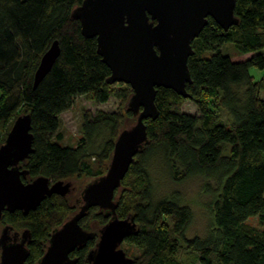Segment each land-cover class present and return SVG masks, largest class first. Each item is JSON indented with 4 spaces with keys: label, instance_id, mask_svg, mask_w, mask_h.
<instances>
[{
    "label": "trees",
    "instance_id": "trees-1",
    "mask_svg": "<svg viewBox=\"0 0 264 264\" xmlns=\"http://www.w3.org/2000/svg\"><path fill=\"white\" fill-rule=\"evenodd\" d=\"M82 1L0 0V128L7 125L4 141L18 110L30 114L33 151L20 163L29 172L23 180L103 175L122 129L120 108L125 106L127 116H134L127 105L130 85L107 82L111 71L97 52L96 38H85L80 22L71 17ZM234 14L238 23L228 30L209 18L192 41V82L186 84L190 97L157 88L158 116L144 121L147 142L115 191L117 216H131L137 227L123 241L140 249L133 264H183L182 253L193 257L190 264H264V73L255 80L250 72L251 67L264 72V0H235ZM53 41L60 54L34 87V72ZM226 44L250 56L233 60L222 50ZM79 95L97 103L113 97L120 106L85 110L77 143L60 145L59 115ZM187 99L197 105V114L182 110ZM219 109L226 111L229 123L221 120ZM153 157L163 161L174 182L196 176L205 180L203 189L213 196V224L205 237L185 235L193 217L188 206L154 198L148 170ZM74 205L52 194L28 214L4 212L1 220L30 230L34 261L50 232L78 208ZM254 216L260 227L246 223ZM89 219L94 221L89 230L94 236L74 252L77 264L86 263L108 220L97 207L80 220L86 230Z\"/></svg>",
    "mask_w": 264,
    "mask_h": 264
},
{
    "label": "water",
    "instance_id": "water-1",
    "mask_svg": "<svg viewBox=\"0 0 264 264\" xmlns=\"http://www.w3.org/2000/svg\"><path fill=\"white\" fill-rule=\"evenodd\" d=\"M235 0H83L71 13L80 22L85 38H96L97 52L110 68L108 83L130 85L128 108L135 123L121 129L115 139L106 172L89 181L80 193L77 211L51 234L49 246L38 264H74L70 254L92 239L94 232L80 225L88 211L97 207L107 222L99 229L95 246L86 255L87 264H133L121 248L124 239L137 230L131 216L116 214L115 191L129 170L135 155L147 142L146 119H156L158 87L174 90L188 98L186 84L191 83L188 58L194 53L192 41L212 18L221 28L238 23ZM60 54L57 41L41 56L34 72L36 87L51 70ZM29 113L13 121L0 144V218L3 211L35 210L45 197L67 196L73 191L69 180L50 181L28 176L24 162L33 151ZM1 264H23L18 246L4 248ZM18 260V261H16Z\"/></svg>",
    "mask_w": 264,
    "mask_h": 264
},
{
    "label": "rangeland",
    "instance_id": "rangeland-1",
    "mask_svg": "<svg viewBox=\"0 0 264 264\" xmlns=\"http://www.w3.org/2000/svg\"><path fill=\"white\" fill-rule=\"evenodd\" d=\"M222 50L228 53L233 60L239 61L244 60L250 54H242L237 53L234 49L232 44H226L222 46ZM251 75H253L254 79L257 80L260 76L263 75V71L258 70L257 68L251 67L250 68ZM119 102L111 97L105 103H97L93 99H90L88 95H79L74 98L72 105L62 113H60V126L56 132L62 135V138L59 140L60 145H75L78 139L81 137V124H82V114L85 110H104V111H111L115 110L119 107ZM182 110L189 114H197L198 107L197 105L187 99L182 104ZM122 119H121V126L122 129H127L131 127L135 121V116L129 117L126 113V108L121 107ZM218 114L222 121H226L229 123L228 115L225 110L219 109L217 110ZM27 112L24 109H20L17 112V117L22 114H26ZM7 125L3 124V127L0 128V144L2 143V137L4 136V131ZM4 128V129H3ZM55 134V135H56ZM56 139V137H54ZM149 175L151 177V181L153 184V196L156 200L160 199H174L177 200L181 205L188 206L193 214L192 221L190 222L185 235L188 238H192L195 236L205 237L212 226V217H211V202L213 200V196L207 194L203 187L205 180L201 176H196L193 178H189L182 182H174L166 169L165 164L163 161L158 157H153L150 159L149 166ZM94 178H89L86 176L82 177H72L69 181L75 183L77 187H84L89 181L93 180ZM50 180V179H49ZM52 181V180H50ZM54 182V181H52ZM68 202L72 203V195H67ZM77 210V209H76ZM75 210V211H76ZM74 211V212H75ZM70 213L69 216H72L73 213ZM93 220L86 221V228L90 230L93 225ZM246 223L252 226H259L258 217H250L246 220ZM97 228L100 227V223H96ZM95 226V227H96ZM1 228V226H0ZM121 248L126 251L127 256L129 257H136L140 249L136 246L129 245L126 242L121 244ZM183 250L182 252H185ZM191 261L193 262V257L188 253H182L180 262L183 264H190Z\"/></svg>",
    "mask_w": 264,
    "mask_h": 264
},
{
    "label": "flooded vegetation",
    "instance_id": "flooded-vegetation-1",
    "mask_svg": "<svg viewBox=\"0 0 264 264\" xmlns=\"http://www.w3.org/2000/svg\"><path fill=\"white\" fill-rule=\"evenodd\" d=\"M23 178L25 179V178H27V176H25ZM31 180H23V181L24 182H28V181H31ZM83 188L84 187H80V188L77 187L75 185V183L73 182V191L69 194V196L72 195V200L75 203V205H74L75 208L76 207L79 208V206L81 204L80 193H81V190ZM62 197H67V196H62ZM78 208H77V210H78ZM4 212H8V211H3V213ZM3 213H2V215H3ZM10 213H12V212H10ZM24 215H26V214H24ZM1 219H2V217L0 218V226H1V228H0V264H1V260H2V253H3L2 250L4 248L10 247V246H18V249L24 250V251H17L19 253V255H20V258L18 260H21L22 257L24 256V258L22 260L23 261L22 262L23 264H38L40 258L44 255L47 247L49 246V240L51 238V234L53 233V231L55 229L59 228L66 220H68V219H66L59 227L54 228L50 232V235H49L47 241L43 244V253H42V255L38 259L35 258L34 261H32V260H30V257H31V254H32L31 249H32V247H34V242H33V239H32L31 233H30V230L27 227H15V225H13L11 223L2 222ZM97 238H98V236H97ZM97 238H96V242H97ZM79 248H81V247H79ZM79 248H76L70 254V257L71 258H75L76 259V262L74 264H77L78 263V257L74 255V252L77 249H79ZM18 260H16V261H18ZM85 264H87V262Z\"/></svg>",
    "mask_w": 264,
    "mask_h": 264
}]
</instances>
